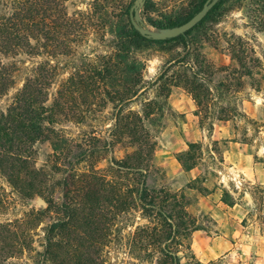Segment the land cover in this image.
<instances>
[{
    "label": "trees",
    "instance_id": "obj_1",
    "mask_svg": "<svg viewBox=\"0 0 264 264\" xmlns=\"http://www.w3.org/2000/svg\"><path fill=\"white\" fill-rule=\"evenodd\" d=\"M66 1L0 0V98L14 87L15 73L23 70L16 56L44 57L0 109V174L22 199L37 196L43 202L23 216L0 221V264H15L12 259L22 260L20 264H105L111 244L125 248L128 260L123 258V264H201L188 243L198 227L180 210L186 206L183 197L177 200L163 188L149 187L146 177L171 87L180 86L190 95L201 126L207 123L212 129L213 120L244 115L237 93L245 78L253 80L262 69L250 44L235 36L228 45L236 65L217 67L192 54L186 40L221 4L244 0H219L184 34L157 41L131 25L134 0L120 1L118 12L109 11L113 0H93L87 10L73 12H68ZM204 1L178 20L148 23L155 29L182 24ZM250 4L253 20L264 25V0ZM106 29L111 37L95 41L108 50L96 54L89 34ZM172 42L186 49L184 54L165 61L152 80L145 79L146 64L136 51ZM64 69L67 76L57 81ZM137 101L139 109H131ZM108 104V139L90 132L75 140L56 127L60 117L80 123L83 113ZM40 141H48L52 153L36 167L34 147ZM116 145L126 148L124 156L116 158ZM199 150V144L189 143L177 155L184 170L194 166ZM93 158L107 165L99 167L97 161L79 166ZM4 201L0 192V206ZM131 217L143 222L134 228L129 224L127 230L115 225Z\"/></svg>",
    "mask_w": 264,
    "mask_h": 264
},
{
    "label": "rangeland",
    "instance_id": "obj_2",
    "mask_svg": "<svg viewBox=\"0 0 264 264\" xmlns=\"http://www.w3.org/2000/svg\"><path fill=\"white\" fill-rule=\"evenodd\" d=\"M92 1L68 0L67 10L85 11ZM120 1L128 3L130 0H113L108 4L109 11L118 12ZM251 1L224 2L186 38L192 54L207 58L217 67L236 65L230 59L228 45L235 36L250 44L262 69L257 71L259 74L254 75L253 80L245 78L243 87L237 93V104L244 115L228 121L213 120L212 129L207 123L201 126L192 98L182 87L175 86L170 88L161 126L154 134L156 147L146 182L149 187L163 188L177 200L183 197L181 201L186 206L180 210L198 227L190 232L188 243L194 258L201 264H264V25L259 26L253 20L255 13L251 12L254 9ZM200 2L148 0L140 17L147 27L155 29L148 22L178 20ZM262 18L264 20V15ZM102 36L110 38L111 33L106 29L98 34H89L96 54L108 50L95 41ZM175 44H150L136 51V56L146 64L145 79L152 80L165 61L184 54L186 49ZM16 58L23 70L15 73L14 87L0 98L2 110L10 103L16 88L21 86L30 70L44 57L19 54ZM66 76L67 69L61 70L57 81ZM219 77L217 75L216 80ZM55 87L51 90L54 91ZM152 94L153 91L150 96ZM221 105L224 106L223 101ZM131 109H139V101ZM211 111L216 114L215 109ZM83 115V122L80 123L60 117L56 127L75 140L90 132L103 139L109 138L108 128L112 123L110 104ZM79 116L82 118V115ZM189 143L199 144L201 150L194 159V166L184 170L177 155L187 150ZM34 149L35 166H43L52 153L50 143L40 141ZM125 150L124 146L116 145L114 155L120 158ZM97 161L99 167L107 165L102 158H93L79 166L84 168ZM0 192L5 200V206H0V221L23 216L30 207L43 205L37 196L32 200L22 199L1 174ZM58 196L59 193L55 192L54 197ZM142 222L140 218L131 217L129 222L121 218L115 225L127 230L129 224H132L130 228H134ZM35 245L38 243L35 242ZM107 252L105 264H123V258L127 259L124 247L111 244ZM22 258L27 260L25 256ZM12 260L10 262L15 264L22 263V260ZM182 262H185L184 258Z\"/></svg>",
    "mask_w": 264,
    "mask_h": 264
},
{
    "label": "water",
    "instance_id": "obj_3",
    "mask_svg": "<svg viewBox=\"0 0 264 264\" xmlns=\"http://www.w3.org/2000/svg\"><path fill=\"white\" fill-rule=\"evenodd\" d=\"M219 0H205L202 7L192 15L187 21L182 24L163 27L160 29H151L147 27L140 17V10L142 9L145 0H134L133 4L129 9V18L133 28L143 37L152 40H165L174 38L178 35L184 34L186 31L197 25L206 14L212 9V7Z\"/></svg>",
    "mask_w": 264,
    "mask_h": 264
}]
</instances>
